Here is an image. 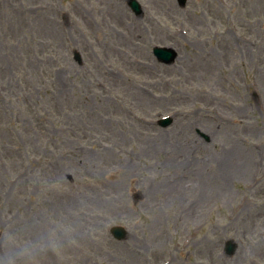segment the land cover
<instances>
[{
  "label": "rangeland",
  "instance_id": "1",
  "mask_svg": "<svg viewBox=\"0 0 264 264\" xmlns=\"http://www.w3.org/2000/svg\"><path fill=\"white\" fill-rule=\"evenodd\" d=\"M127 1L0 0V242L61 224L39 264H264V0L239 31Z\"/></svg>",
  "mask_w": 264,
  "mask_h": 264
},
{
  "label": "clouds",
  "instance_id": "2",
  "mask_svg": "<svg viewBox=\"0 0 264 264\" xmlns=\"http://www.w3.org/2000/svg\"><path fill=\"white\" fill-rule=\"evenodd\" d=\"M71 231L67 225H50L41 239L19 240L14 234L7 233L0 242V264H39V257L48 249H58L57 232Z\"/></svg>",
  "mask_w": 264,
  "mask_h": 264
},
{
  "label": "flooded vegetation",
  "instance_id": "3",
  "mask_svg": "<svg viewBox=\"0 0 264 264\" xmlns=\"http://www.w3.org/2000/svg\"><path fill=\"white\" fill-rule=\"evenodd\" d=\"M258 0H211L212 3H216L215 6H208V12L211 14L212 12L223 14L227 11V9L231 11H241L246 16H255L258 13V7L256 2ZM244 18L242 16L238 17L237 24L240 27H244L242 22Z\"/></svg>",
  "mask_w": 264,
  "mask_h": 264
},
{
  "label": "water",
  "instance_id": "4",
  "mask_svg": "<svg viewBox=\"0 0 264 264\" xmlns=\"http://www.w3.org/2000/svg\"><path fill=\"white\" fill-rule=\"evenodd\" d=\"M129 5L137 13L140 12V10H139L140 7H139L138 3L135 0L129 1ZM154 55L158 58V60L160 62H162V63H164L166 65L172 64L174 62L176 56H177L176 53L170 48H164V49L155 48L154 49ZM75 59L77 61L80 60L78 54H75ZM170 123H171L170 119L161 121V125L162 126H168ZM120 232H121V235L117 236V239H122L124 237V235L122 234V231H120ZM227 246H228L227 254L232 255L234 253L235 246H232V245H227Z\"/></svg>",
  "mask_w": 264,
  "mask_h": 264
},
{
  "label": "bare ground",
  "instance_id": "5",
  "mask_svg": "<svg viewBox=\"0 0 264 264\" xmlns=\"http://www.w3.org/2000/svg\"><path fill=\"white\" fill-rule=\"evenodd\" d=\"M242 164H244L245 166L247 165V164H249V163H247V162H244V160H243V163Z\"/></svg>",
  "mask_w": 264,
  "mask_h": 264
}]
</instances>
